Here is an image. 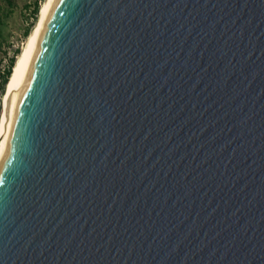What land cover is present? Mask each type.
I'll return each instance as SVG.
<instances>
[{
    "label": "water",
    "instance_id": "95a60500",
    "mask_svg": "<svg viewBox=\"0 0 264 264\" xmlns=\"http://www.w3.org/2000/svg\"><path fill=\"white\" fill-rule=\"evenodd\" d=\"M0 264H264V0H53Z\"/></svg>",
    "mask_w": 264,
    "mask_h": 264
},
{
    "label": "bare ground",
    "instance_id": "6f19581e",
    "mask_svg": "<svg viewBox=\"0 0 264 264\" xmlns=\"http://www.w3.org/2000/svg\"><path fill=\"white\" fill-rule=\"evenodd\" d=\"M52 1L53 0H44L42 3L38 14V20L29 33L25 47L23 48L21 55H19V58L13 68L11 77L7 82V88L2 102L3 111L0 119V161L3 158L9 141L10 117L16 100L17 92Z\"/></svg>",
    "mask_w": 264,
    "mask_h": 264
},
{
    "label": "rangeland",
    "instance_id": "374dc122",
    "mask_svg": "<svg viewBox=\"0 0 264 264\" xmlns=\"http://www.w3.org/2000/svg\"><path fill=\"white\" fill-rule=\"evenodd\" d=\"M33 2L34 0H14L13 6L7 9L3 14V21L0 25V31L2 34V41L0 45V75L8 62V58L12 56L14 48L20 47L19 55H21L23 48L25 47V43L29 37V33L31 32L32 28L35 26L34 24H36L38 20L39 10L44 0H41L38 7L37 17L30 26L27 35L23 37L22 31L30 21V9ZM19 55L16 57L14 66L19 58ZM6 88L7 84L5 85L4 93L6 91ZM4 93L2 97L0 96V119L3 111L2 102Z\"/></svg>",
    "mask_w": 264,
    "mask_h": 264
},
{
    "label": "trees",
    "instance_id": "16d2710c",
    "mask_svg": "<svg viewBox=\"0 0 264 264\" xmlns=\"http://www.w3.org/2000/svg\"><path fill=\"white\" fill-rule=\"evenodd\" d=\"M40 2L41 0H34V2L32 3L31 9H30V21L22 31L23 37L27 35V32L30 26L32 25L33 21L37 17L38 7H39ZM13 4H14V0H0V25L2 24V21H3V14L5 13L7 9L11 8ZM1 41H2V34L0 31V45H1ZM19 53H20V47H16L13 49V54L11 57L8 58V62L0 75V96L1 97L4 93L5 85L7 84L9 77L12 73V68L14 66L16 57L19 55ZM0 103H1V98H0Z\"/></svg>",
    "mask_w": 264,
    "mask_h": 264
}]
</instances>
